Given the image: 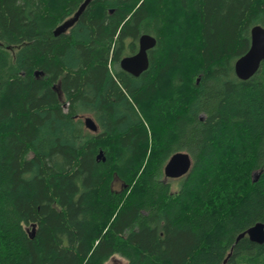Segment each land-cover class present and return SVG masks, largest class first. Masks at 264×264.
I'll list each match as a JSON object with an SVG mask.
<instances>
[{
	"label": "trees",
	"instance_id": "16d2710c",
	"mask_svg": "<svg viewBox=\"0 0 264 264\" xmlns=\"http://www.w3.org/2000/svg\"><path fill=\"white\" fill-rule=\"evenodd\" d=\"M256 25L264 0H0V264H264L237 241L264 222V61L235 74Z\"/></svg>",
	"mask_w": 264,
	"mask_h": 264
},
{
	"label": "water",
	"instance_id": "95a60500",
	"mask_svg": "<svg viewBox=\"0 0 264 264\" xmlns=\"http://www.w3.org/2000/svg\"><path fill=\"white\" fill-rule=\"evenodd\" d=\"M89 1H86L75 16L63 25L59 26L55 35L65 33L69 28H71L79 16L87 6ZM0 41V45H1ZM157 44L156 39L149 35L143 34L139 38V48L138 51L132 55L124 57L120 61V68L127 72L128 74L139 77L149 68V51L153 49ZM264 61V28L260 25H256L251 29V45L246 54L241 56L235 62V73L236 76L241 80H248L253 77L260 69ZM41 72H36L38 76ZM1 86V82H0ZM57 89V87H54ZM85 126L88 130L96 133L98 131V126L91 117H86L84 119ZM192 167V158L189 153L177 152L175 153L167 162L164 168L165 178L168 179H179L187 175ZM258 176V174H256ZM258 178V177H257ZM32 235V233H30ZM247 236L252 242L263 244L264 243V222L255 224L254 226L247 229L244 233L240 234L237 238L239 241L241 238ZM33 237V236H32ZM226 264V262H225Z\"/></svg>",
	"mask_w": 264,
	"mask_h": 264
},
{
	"label": "rangeland",
	"instance_id": "374dc122",
	"mask_svg": "<svg viewBox=\"0 0 264 264\" xmlns=\"http://www.w3.org/2000/svg\"><path fill=\"white\" fill-rule=\"evenodd\" d=\"M256 174L257 173H254V176L257 178L258 176H256ZM106 264H127V262L122 257L116 256V257L112 258L109 262H107Z\"/></svg>",
	"mask_w": 264,
	"mask_h": 264
},
{
	"label": "bare ground",
	"instance_id": "6f19581e",
	"mask_svg": "<svg viewBox=\"0 0 264 264\" xmlns=\"http://www.w3.org/2000/svg\"><path fill=\"white\" fill-rule=\"evenodd\" d=\"M236 74V73H235ZM142 75V74H141Z\"/></svg>",
	"mask_w": 264,
	"mask_h": 264
}]
</instances>
